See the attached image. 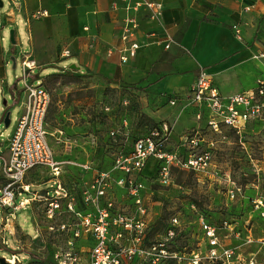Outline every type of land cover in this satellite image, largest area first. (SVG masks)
<instances>
[{"label": "rangeland", "instance_id": "rangeland-1", "mask_svg": "<svg viewBox=\"0 0 264 264\" xmlns=\"http://www.w3.org/2000/svg\"><path fill=\"white\" fill-rule=\"evenodd\" d=\"M73 63L62 61L56 68L33 70L27 82L36 85L42 80L50 92L46 122L49 141L60 164L58 180L74 196L75 210L81 217L64 211L48 218L45 213L47 201L29 198L51 190L55 186L52 183L54 179L47 168L29 170L23 179L29 184V191L17 197V201L23 197L29 201L13 211L15 239L6 230H1L0 207V258L10 264H58V260H66L63 257L65 253L71 252L75 255L74 264H90L89 251L94 238L82 227L78 236L73 233L80 228L79 223L85 213L91 211L90 205L82 200L84 191L90 188L102 171L107 172L109 177L108 187L100 201L102 204L112 202L108 238L114 235L115 230H120L122 234L119 249L110 240L108 242L120 253L118 264H188L192 250L201 254L205 252V242L197 221L199 214L216 226L221 225L224 219L240 220L243 215L249 214L259 216V210H252L249 206V197L255 192L252 183L257 181L252 164L239 137L227 129L223 130L226 137L213 134L207 128L203 130L206 139L215 142L212 165L217 167L219 177L172 167L170 183L160 184L155 177V159L151 158L143 171L146 168L145 172L153 176L144 180L140 191L141 203H134L126 188L116 182L119 173L114 169V158L120 153H127L136 138L162 121L174 125L178 115L168 114L170 106H166V100L156 102L148 99L141 86L115 85L102 76L68 67ZM16 73L18 86L24 91L19 66ZM7 102L11 105L10 123L5 127L0 121V142H5L12 132L19 110L18 103L13 104L11 99ZM186 129L187 126L182 125L175 131ZM241 139L264 169V117L250 122ZM175 147V144L170 145L173 150ZM212 165L210 169L214 167ZM226 173L241 186L244 196H237L234 200L227 198ZM61 202L64 203V199ZM117 214L122 221L113 224L112 218ZM174 217L178 219L176 226H172ZM254 226V234H261L260 228L264 223L255 220ZM237 227L242 228L239 222ZM168 228L174 229L172 237L166 234ZM240 242L234 241L232 245L238 246ZM255 247L241 245L237 250L247 254ZM160 249L164 253H160ZM174 253L184 256L180 262L172 258ZM198 264L218 263L202 258Z\"/></svg>", "mask_w": 264, "mask_h": 264}, {"label": "crops", "instance_id": "crops-1", "mask_svg": "<svg viewBox=\"0 0 264 264\" xmlns=\"http://www.w3.org/2000/svg\"><path fill=\"white\" fill-rule=\"evenodd\" d=\"M1 1L2 122L7 111L10 115L7 99L18 103L17 116L23 111L24 91L18 86L16 69L19 66L23 75L21 61L25 56L36 65L29 75L33 70L56 68L62 61H72L80 72L94 73L115 85L141 86L148 99L166 100V106H170L168 114L178 115L174 125L169 123L172 128L168 147L175 144L176 151H184L185 133L205 124L203 119L196 120L194 108H182L200 70L211 76L223 95L252 88L257 79L264 78V58L254 57L264 48V0H147L162 4L161 16L156 18L151 17L146 7L140 6L137 11L127 8L143 0ZM41 10L46 14L31 17ZM129 15L135 16L137 26L127 42L136 41L140 47L134 57L121 61L120 36L124 19ZM235 25L239 28L238 35ZM10 29H14V44L9 41ZM167 35L173 42L165 48ZM182 125L187 129L176 132ZM8 137L0 142V154L4 156ZM5 182L0 160V190ZM0 207L1 230L15 239L14 210ZM234 241L241 240L232 238L231 242Z\"/></svg>", "mask_w": 264, "mask_h": 264}, {"label": "built area", "instance_id": "built-area-1", "mask_svg": "<svg viewBox=\"0 0 264 264\" xmlns=\"http://www.w3.org/2000/svg\"><path fill=\"white\" fill-rule=\"evenodd\" d=\"M140 6L148 8L153 18L161 16L162 4L160 2L136 1L131 6L127 5V8L131 7L137 11ZM44 14H46L45 10L35 11L31 17H39ZM136 26L137 20L134 15H129L124 19L120 36L122 46L119 49L121 61L134 57L140 47L136 41L127 42L133 36ZM233 28L238 35L239 28L236 25ZM164 42V47L168 48L173 40L171 36L167 35ZM254 57L264 58V48L258 50ZM21 64L24 82L23 111L17 116L15 126L8 137L7 155L0 154L2 172L6 179L0 190V206H7L16 210L27 204L30 199L27 197L16 201L17 195L29 190V185L24 183L23 179L29 170L35 167H45L51 172L54 179L52 183L55 186L51 190H45L44 195L34 194L32 199L37 197L47 201L45 213L48 218H52L55 213L60 214L64 211L74 212L81 217V214L75 210L74 196L69 194L58 180L61 171L60 164L55 158L49 141L46 122L51 101L50 92L40 81L36 85L27 82L26 78L29 76V72L36 66L34 60L25 56ZM170 103L175 104V100H171ZM189 107L195 109L194 117L196 120L203 119L205 124L199 125L183 135L184 151H176L168 147L172 126L168 122H163L136 138L127 153H120L114 158V169L119 173L116 182L119 186L126 188L134 203L140 204V191L144 187L145 180L140 173L151 158L161 161L157 175L160 184L168 185L170 183L172 167H178L195 174H205L212 178L215 175L219 177L220 173H218L217 167L212 165L215 142L213 139H206L203 130L207 128L211 133L222 137H226L223 133L224 129L232 131L239 137L241 146L256 175L257 181L252 183L255 192L249 197V206L252 210L258 209L259 216L254 217L249 214V216L243 215L240 220L224 219L221 225L216 226L203 214H199L197 221L205 242V252L201 254L199 251L192 250L188 257V264H198L202 258L218 264H264V226L260 228L261 234L255 235L253 232L255 220L264 223V169L258 165L245 141L241 139L250 122L264 117V78L257 79L252 88L223 95L211 76L204 70H200L189 87L188 96L183 100L182 108ZM211 165L214 166L212 169H210ZM108 177L107 172L98 173L90 188L84 191L82 200L85 204L90 205L91 211L88 210L85 213L79 223L80 228H76L73 233L78 236L82 227L84 231H89L94 238V244L89 251L90 264L119 263V251L112 248L108 242L110 240L119 249V238L122 234L120 230H115L114 235L110 239L108 238L112 202L106 201L102 204L100 201L108 187ZM225 183L226 196L229 200H234L237 196H244L241 186L228 173L225 174ZM61 199H64V203L61 202ZM118 216L117 214L112 218L113 224L122 221V218ZM238 222L242 228H235ZM177 224L178 219L174 217L172 226ZM61 227L64 228V225ZM166 234L172 237L174 229L168 228ZM232 238L242 240L238 246L253 245L256 247L244 254L237 250L238 246L232 245ZM159 251L164 253L163 249ZM172 256L177 262H180L181 258L184 257L178 253H174ZM56 257L59 256L56 254ZM63 257L67 261L58 260V264H74L76 261L75 255L71 252L65 253ZM12 261L14 262V259Z\"/></svg>", "mask_w": 264, "mask_h": 264}, {"label": "water", "instance_id": "water-1", "mask_svg": "<svg viewBox=\"0 0 264 264\" xmlns=\"http://www.w3.org/2000/svg\"><path fill=\"white\" fill-rule=\"evenodd\" d=\"M0 5H2V1L0 0ZM9 41L10 43L14 44L15 43V38H14V29H10L9 30ZM72 67H76L74 64H71L70 65V68ZM2 104L5 105L6 104V98H4L2 100ZM9 122H10V118H9V112L7 111L4 115V118H3V123H4V126L7 127L9 125ZM0 262L2 264H10L9 262H6L4 260L3 257L0 258Z\"/></svg>", "mask_w": 264, "mask_h": 264}, {"label": "trees", "instance_id": "trees-1", "mask_svg": "<svg viewBox=\"0 0 264 264\" xmlns=\"http://www.w3.org/2000/svg\"><path fill=\"white\" fill-rule=\"evenodd\" d=\"M149 160H150V159H149ZM149 160L147 161L145 167H148V162H149ZM160 165H161V161L155 159V166H156L155 177H157V175H158V171H159ZM35 168H41V167H35ZM43 168H45V167H43ZM33 169H34V168H33ZM145 170H146V168H145ZM145 170H144V171H143V170L141 171V173H140L141 176H143L145 179L148 178V177L153 176L150 172H148V171L145 172ZM75 206H76V204H75Z\"/></svg>", "mask_w": 264, "mask_h": 264}]
</instances>
